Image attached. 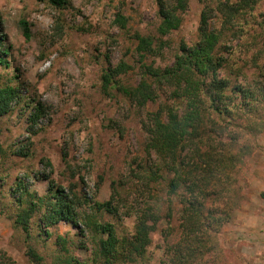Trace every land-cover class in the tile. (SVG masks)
I'll return each mask as SVG.
<instances>
[{
    "label": "rangeland",
    "instance_id": "rangeland-1",
    "mask_svg": "<svg viewBox=\"0 0 264 264\" xmlns=\"http://www.w3.org/2000/svg\"><path fill=\"white\" fill-rule=\"evenodd\" d=\"M217 1L188 0L180 26L158 38L156 0H67L62 7L48 0H0V86L21 89L10 110L0 115V264H63L57 236L68 240L82 264H97L87 251L71 244L80 239L76 227L63 221L44 224L49 200H55L44 177L47 173L56 185L71 189L89 215L114 224L120 234L133 232L135 216L126 213L142 204L134 191L141 185L135 173L139 161L153 158L144 152L142 122L160 102L173 99L160 90L159 99L139 107L114 89L104 90L101 75L109 65L125 62L130 68L120 80L137 83L140 58L132 37L136 32L163 41L161 53L148 56L146 63L170 65L181 43L198 40L203 11L208 12L211 26L220 28ZM118 15L126 19L124 27L116 22ZM22 21L27 23L28 37ZM224 33V50L233 52L236 62L248 61L243 72L252 78L254 63L264 62V0ZM37 102L43 113L34 123L30 117ZM256 140L258 146L238 169L240 190L231 199L235 208L213 236L215 249L204 264H264V199L250 180L264 178L254 170L253 158L264 155V130ZM149 187L153 193L163 183L150 182ZM112 195L113 204L119 205L118 216L90 208L93 201L103 202ZM29 201L36 207L26 236L14 225L13 215ZM165 206L142 264H163L166 243L178 237L179 206L174 203L171 234L164 240L169 228ZM28 246L38 261L29 258Z\"/></svg>",
    "mask_w": 264,
    "mask_h": 264
},
{
    "label": "trees",
    "instance_id": "trees-1",
    "mask_svg": "<svg viewBox=\"0 0 264 264\" xmlns=\"http://www.w3.org/2000/svg\"><path fill=\"white\" fill-rule=\"evenodd\" d=\"M48 1L56 7L68 3ZM261 1H217L220 28L212 27L208 12L203 11L198 40L191 45L181 43L173 62L164 67L145 61L148 56L161 53L163 41L134 33L135 50L140 58V78L135 85L124 84L119 78L130 68L125 62L103 70L104 90L114 89L139 107L159 99L160 90L173 99L172 103L160 102L156 110L147 112L142 122L146 134L144 152L153 158L139 161L135 173L141 185L134 191L142 197L143 205L138 202L140 207L126 213L135 216L133 232L120 234L114 224L89 215L77 200L79 197L71 189L56 185L49 173L44 177L55 200H49L44 224L63 221L76 227L80 239L71 244L87 251L97 264H142L147 259L161 206L165 203L167 209L166 240L171 234L173 205L177 203L179 233L173 243H166L163 264L205 263V256L215 249L213 236L232 214L231 199L240 190L238 169L245 156L258 146L256 137L264 130V62L254 63V76L248 79L243 72L248 61L236 62L234 53L224 50V31ZM156 4L160 18L157 33L161 38L180 26L188 0H156ZM116 22L124 27L126 19L118 15ZM22 24L23 34L28 37L27 23ZM20 94L18 86H0V115L10 110ZM42 108L37 102L30 117L32 122L43 113ZM150 182L163 183V188L151 193ZM146 191L149 197L143 196ZM259 196L264 199V190ZM113 198L112 195L103 202L93 201L90 208L95 213L106 211L118 216L119 205L113 204ZM35 207L36 202L29 201L13 215L14 225L20 226L26 236ZM67 243V239L57 236L62 253L59 259L63 264H82ZM26 252L31 260H39L31 246Z\"/></svg>",
    "mask_w": 264,
    "mask_h": 264
},
{
    "label": "crops",
    "instance_id": "crops-1",
    "mask_svg": "<svg viewBox=\"0 0 264 264\" xmlns=\"http://www.w3.org/2000/svg\"><path fill=\"white\" fill-rule=\"evenodd\" d=\"M253 158H254V162L256 163V164H254L255 165L254 170L256 172H258L259 178H261L260 175L261 174L264 175V155H262V156L253 155ZM250 180H252L253 183L258 186V189L260 191L264 190V178L262 181L261 180H254L253 178Z\"/></svg>",
    "mask_w": 264,
    "mask_h": 264
}]
</instances>
